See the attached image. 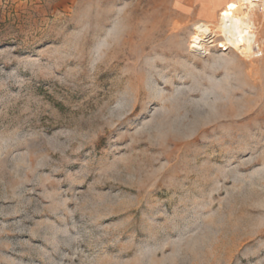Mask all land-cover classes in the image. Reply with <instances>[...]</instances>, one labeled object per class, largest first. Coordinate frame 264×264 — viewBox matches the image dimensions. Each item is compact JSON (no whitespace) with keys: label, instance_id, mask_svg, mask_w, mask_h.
Returning <instances> with one entry per match:
<instances>
[{"label":"rangeland","instance_id":"1","mask_svg":"<svg viewBox=\"0 0 264 264\" xmlns=\"http://www.w3.org/2000/svg\"><path fill=\"white\" fill-rule=\"evenodd\" d=\"M202 5L0 0V264H264V55Z\"/></svg>","mask_w":264,"mask_h":264},{"label":"bare ground","instance_id":"2","mask_svg":"<svg viewBox=\"0 0 264 264\" xmlns=\"http://www.w3.org/2000/svg\"><path fill=\"white\" fill-rule=\"evenodd\" d=\"M252 7L248 0H234L218 13L215 21L197 22L189 39V50L200 55L203 48L216 46L251 61L255 57L252 42L257 31L250 17Z\"/></svg>","mask_w":264,"mask_h":264},{"label":"built area","instance_id":"3","mask_svg":"<svg viewBox=\"0 0 264 264\" xmlns=\"http://www.w3.org/2000/svg\"><path fill=\"white\" fill-rule=\"evenodd\" d=\"M252 7L251 21L256 27V37L252 45L254 51V58L264 55V0H248ZM253 33V32H249Z\"/></svg>","mask_w":264,"mask_h":264},{"label":"crops","instance_id":"4","mask_svg":"<svg viewBox=\"0 0 264 264\" xmlns=\"http://www.w3.org/2000/svg\"><path fill=\"white\" fill-rule=\"evenodd\" d=\"M200 1V0H199ZM204 5L201 10L205 19L199 20L201 22H213L218 13L234 0H201Z\"/></svg>","mask_w":264,"mask_h":264}]
</instances>
